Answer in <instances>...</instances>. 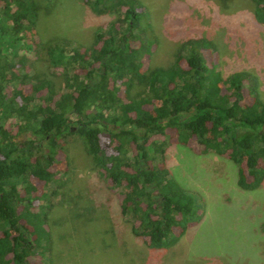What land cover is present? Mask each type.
I'll use <instances>...</instances> for the list:
<instances>
[{
    "label": "trees",
    "instance_id": "trees-1",
    "mask_svg": "<svg viewBox=\"0 0 264 264\" xmlns=\"http://www.w3.org/2000/svg\"><path fill=\"white\" fill-rule=\"evenodd\" d=\"M82 1L94 14L116 18L95 29L89 47L44 46L51 65L64 71L56 91L46 80L19 79L6 56L33 48L35 0H0V264H53L49 205L40 203L32 179L54 181V158L71 135L120 192V215L150 250L174 247L199 218L192 195L167 167L170 133L182 147L194 141L204 154H228L240 189L264 183V101L253 80L245 73L222 78L205 39L186 41L170 67L143 71L156 38L141 2ZM252 1L264 24V0ZM27 131L39 142L15 140Z\"/></svg>",
    "mask_w": 264,
    "mask_h": 264
},
{
    "label": "rangeland",
    "instance_id": "rangeland-1",
    "mask_svg": "<svg viewBox=\"0 0 264 264\" xmlns=\"http://www.w3.org/2000/svg\"><path fill=\"white\" fill-rule=\"evenodd\" d=\"M139 1L156 38L143 71L170 67L186 41L205 39L215 48L207 57L221 77L247 74L264 101V24L256 21L252 0ZM35 3L33 48L6 56L19 79L46 80L62 91L63 68L51 65L44 46L89 47L95 29L116 17L96 15L82 0ZM23 88L30 93V85ZM244 96L249 103L246 87ZM30 139L39 142L30 131L15 137L20 143ZM167 143V167L192 195L199 218L174 247L150 250L132 235L131 222L119 212L120 192L97 173L82 140L71 135L62 142L52 166L54 181L44 185L32 179L40 203L49 205L53 264H264V183L254 191L242 190L228 154H204L194 141L182 147L173 133Z\"/></svg>",
    "mask_w": 264,
    "mask_h": 264
}]
</instances>
